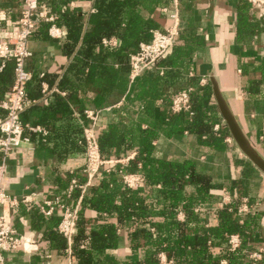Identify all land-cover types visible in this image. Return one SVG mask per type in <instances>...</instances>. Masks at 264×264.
<instances>
[{"label": "trees", "instance_id": "16d2710c", "mask_svg": "<svg viewBox=\"0 0 264 264\" xmlns=\"http://www.w3.org/2000/svg\"><path fill=\"white\" fill-rule=\"evenodd\" d=\"M38 2L39 10L41 0ZM171 7L172 0H95V11L88 16L83 33L80 13L62 12L53 22H47L36 11L32 34L47 39L52 24L65 27L63 50L70 60L57 87L69 93L68 100L74 107H81L84 127L88 125L84 109L98 110L105 103L116 104L123 96L127 98L125 107L113 108L110 123H98L97 127L101 157L115 162L103 166L84 192L79 188L86 181L84 166L68 178L67 183L71 186L75 181V187L57 191L60 202L67 205L81 196L70 243L54 230L58 218H50L52 228L44 240L50 249L68 255L71 264H261L248 258L260 218L251 212L238 214L243 191L236 187L228 204L214 208L222 184L213 172L190 158L154 154L153 143L160 136L172 138L183 133L195 135L200 150L227 151L234 146L225 141L230 135L225 124H219L221 116L209 82L200 86L188 79L187 88L192 89L190 112L170 111L173 98L182 90L178 84L183 83L188 69L189 47L172 46L129 82L130 56L140 44L151 41L154 30L160 29L154 13ZM235 22L240 50L248 47L264 27L247 0L237 2ZM113 39L115 45L104 43ZM28 67L32 74L25 86L26 102L33 97L29 91L39 90L41 81L48 77H39L38 70L31 64ZM159 67L165 68L162 74ZM240 67L247 77L244 93L248 104L264 107V58L256 64L240 63ZM14 68L13 59L4 61L0 72L2 97L10 93ZM27 112L24 108L20 114L24 127ZM68 112L67 105L55 99L42 113L39 122L47 131L45 145L50 144L55 153L70 147L85 155L82 130L77 127L74 131L68 124L56 125V116L68 119ZM30 139H35L32 134ZM130 155L133 157L127 162H119ZM127 175L139 176L140 186L127 188L123 178ZM234 234L241 242L231 249L227 237ZM122 247L125 256H115L114 252ZM161 255L165 263L160 262Z\"/></svg>", "mask_w": 264, "mask_h": 264}, {"label": "crops", "instance_id": "0c3cea01", "mask_svg": "<svg viewBox=\"0 0 264 264\" xmlns=\"http://www.w3.org/2000/svg\"><path fill=\"white\" fill-rule=\"evenodd\" d=\"M94 1L41 0L38 13L46 10L47 16L52 18V21L45 20L47 22H53L62 12L80 13L84 18L83 33L87 27L88 16L95 11ZM238 1L177 0L174 3L172 0L170 10L163 8L154 13V19L160 26L159 30L154 31L166 32L173 25L171 15L174 12L177 13L178 34L173 46L191 49V54L186 60L188 69L184 74L183 83L178 84V88L182 90L187 88L188 79H194L198 85L204 86L213 74L243 131L264 157V107L248 104L244 93L247 77L240 69V63L256 64L264 58V27L252 37L248 47L240 50L235 29V7ZM261 1L263 3L258 7L248 1L258 15L264 14V0ZM22 4L23 0H0V41H3L6 33L11 30L12 22L18 19ZM164 9L166 12L163 11ZM52 26L60 30L59 37H52L49 34ZM49 29L47 39L39 37L35 32L27 40L26 46L32 55L25 60V69L32 74V68L28 67L31 64L35 70H38L39 77L43 74H47L48 77L47 80L41 81L39 90L29 91L31 95L33 94V97L27 99L25 106L28 111L25 114L27 120L25 122L27 135L25 136L28 137L29 142L13 149L11 154L5 158L7 170L2 181L3 191L16 202L9 208L12 228L17 235L34 240L37 250L25 253L18 248L3 252L5 264H71L68 255H61L55 249H50L44 241L52 228L50 218H58L59 223L60 210L55 208L50 215L44 214L42 210L46 209L48 201L60 198L57 193L59 189L66 187L70 190L71 186L67 183L68 178L78 168L84 166L85 155L77 153L75 149L71 150L70 147L58 149L62 152L56 151L55 153L50 144L45 145L47 131L39 121L48 106L58 99L67 105L69 115L68 119L56 116V125L63 127L68 124L74 131L79 127L82 133L84 126L81 107L80 110L74 107L68 100L69 93L57 87L70 60L63 50L65 27L52 24ZM104 43L115 45L116 41L113 39L104 41ZM157 69L160 74L165 70L164 67ZM202 79L206 80L204 84L200 83ZM6 99L7 96L2 97L0 94V103ZM126 105V96H123L116 104L105 103L97 110L99 111L98 123L101 126L107 125L113 119V108H122ZM129 108L132 111L135 110L132 107ZM158 113L159 108H156L155 114L158 115ZM4 114L5 111L0 108V117ZM221 121H223L222 118L219 124H222ZM27 128H38L39 131L33 132ZM30 134L33 135L34 140L30 139ZM37 142L43 145H37ZM153 144L154 154L159 157L190 158L200 163L207 171L214 173L215 180L222 184L220 197L213 205L214 208H221L228 204L231 201L230 193L236 191V187L243 191L244 197L241 205L246 201L250 206L249 212L260 218L256 240L249 254L257 253L262 249L260 259L256 262L264 264V174L235 145L227 151L200 150L196 136L188 133L172 138L160 136ZM228 144L234 143L232 141ZM132 157L133 155H130L128 158ZM2 160L3 156L0 154V162ZM25 198H28L27 202H23ZM248 199H251L250 203ZM80 200L81 196L69 206L79 207ZM58 223L56 227L54 226V230L57 229ZM122 240L125 242V236ZM125 253V247H122L114 252V255L123 257Z\"/></svg>", "mask_w": 264, "mask_h": 264}, {"label": "built area", "instance_id": "2783aa9c", "mask_svg": "<svg viewBox=\"0 0 264 264\" xmlns=\"http://www.w3.org/2000/svg\"><path fill=\"white\" fill-rule=\"evenodd\" d=\"M176 3L177 0H173ZM253 6H260L261 0H248ZM38 0H23L22 10L18 19L11 24V30L6 33L5 39L0 41V72L4 67L6 59H13L15 63L14 80L8 94L7 99L0 103V108L5 111L4 116L0 117V154L3 160L0 162V264H5L3 252L22 249L25 253H31L37 250V244L29 237L17 235L12 228L11 217L9 214L10 206L16 202L10 199L2 189V181L4 179L7 167L5 158L8 157L12 150L18 148L24 143H28L29 139L24 135L25 128L20 120V114L24 110L27 102L25 101V86L31 78V73L25 69V60L32 54L27 49V40L32 34L35 26V15L38 10ZM166 12V10H163ZM39 17L47 21H52L51 17L47 16L46 10H41L38 13ZM259 16L264 21V14ZM173 25L166 32L153 31L151 41L139 45L138 51L130 56V74L129 82L132 83L139 77L144 70L149 66L159 61L169 48H171L178 34L179 19L176 12L171 15ZM49 34L52 37H59L60 30L54 26L49 29ZM206 82L205 79L200 80L201 84ZM191 88L181 90L173 98L170 111L172 113L190 112V92ZM85 118L88 120V125L83 129V141L85 145V163L84 174L86 182L79 186L82 192L90 186L92 179L96 176L103 166L114 163L113 160H104L99 152L97 143V127L99 121V111L94 109L84 110ZM223 124L224 122L221 121ZM30 131H39L38 128H27ZM219 125L214 126V130H218ZM226 142L231 143V137L226 138ZM128 159L120 160L125 163ZM124 182L127 188H135L140 186L141 178L135 175L124 176ZM76 186V182L72 181L70 190ZM25 198L23 202H27ZM223 205V204H221ZM55 208L61 212V219L58 223V232L66 238L68 244L71 237L76 231V215L78 206L71 207L60 202L59 199L48 201L46 209L42 212L50 215ZM250 206L243 202L238 209L239 215L249 213ZM240 237L238 234L227 237V243L231 249H236L240 246ZM262 249L257 253H251L248 258L256 262L260 259ZM160 262L165 263V257L160 256ZM222 264H226L222 262Z\"/></svg>", "mask_w": 264, "mask_h": 264}, {"label": "water", "instance_id": "95a60500", "mask_svg": "<svg viewBox=\"0 0 264 264\" xmlns=\"http://www.w3.org/2000/svg\"><path fill=\"white\" fill-rule=\"evenodd\" d=\"M209 83L218 112L238 150L264 174V157L249 140L227 102L216 77L211 74Z\"/></svg>", "mask_w": 264, "mask_h": 264}]
</instances>
